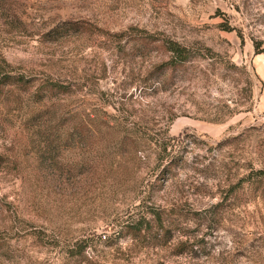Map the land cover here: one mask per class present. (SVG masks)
<instances>
[{
  "label": "rangeland",
  "instance_id": "obj_1",
  "mask_svg": "<svg viewBox=\"0 0 264 264\" xmlns=\"http://www.w3.org/2000/svg\"><path fill=\"white\" fill-rule=\"evenodd\" d=\"M6 73L0 264H264V0H0Z\"/></svg>",
  "mask_w": 264,
  "mask_h": 264
},
{
  "label": "trees",
  "instance_id": "obj_2",
  "mask_svg": "<svg viewBox=\"0 0 264 264\" xmlns=\"http://www.w3.org/2000/svg\"><path fill=\"white\" fill-rule=\"evenodd\" d=\"M242 40V36L239 35ZM149 42V41H148ZM152 43V42H150ZM164 49L169 54V60L162 63L161 66L164 68H169L170 66H179L187 63L191 59V52L185 46L177 44L173 41H165L163 43ZM258 54L259 52L256 51ZM163 68V69H164ZM33 81L26 78L23 75H11V74H0V91H11L20 90L24 93L26 99H31L34 103L44 106L45 103H48L52 100L53 97H56L60 94L67 93L66 88L58 82H45L37 86L35 89H32ZM48 111L38 110L31 114L29 117L30 121H34L33 125L40 128V121L47 115ZM144 231H149L141 222L130 224V235L134 238L143 237L145 238ZM91 245L87 243V240H79L74 245H72L71 253H75L81 258L76 257L75 261L82 262V258L85 260L84 251L86 248H90Z\"/></svg>",
  "mask_w": 264,
  "mask_h": 264
}]
</instances>
